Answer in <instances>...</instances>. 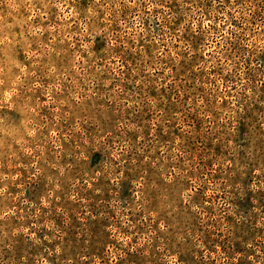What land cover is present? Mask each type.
<instances>
[{
  "label": "rangeland",
  "instance_id": "374dc122",
  "mask_svg": "<svg viewBox=\"0 0 264 264\" xmlns=\"http://www.w3.org/2000/svg\"><path fill=\"white\" fill-rule=\"evenodd\" d=\"M0 264H264V0H0Z\"/></svg>",
  "mask_w": 264,
  "mask_h": 264
}]
</instances>
